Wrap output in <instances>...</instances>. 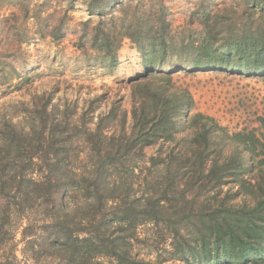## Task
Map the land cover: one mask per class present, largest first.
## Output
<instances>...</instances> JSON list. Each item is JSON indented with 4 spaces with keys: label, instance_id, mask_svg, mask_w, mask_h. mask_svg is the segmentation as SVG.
Segmentation results:
<instances>
[{
    "label": "trees",
    "instance_id": "16d2710c",
    "mask_svg": "<svg viewBox=\"0 0 264 264\" xmlns=\"http://www.w3.org/2000/svg\"><path fill=\"white\" fill-rule=\"evenodd\" d=\"M132 1L88 0L87 11L103 19ZM245 1L261 24L251 14L236 32L229 20L217 30L205 13L189 73L264 76V0ZM145 17L100 22L92 36L109 67L122 38L142 56L147 73L132 83L129 131L120 106L94 118L97 107L78 115L50 95L26 110L24 124H0V264H167L134 252L137 229L149 223L161 243L170 241V264H264V135L228 136L191 114L190 93L170 85L172 72L157 71L173 48L163 15ZM259 123L264 129V117Z\"/></svg>",
    "mask_w": 264,
    "mask_h": 264
},
{
    "label": "rangeland",
    "instance_id": "374dc122",
    "mask_svg": "<svg viewBox=\"0 0 264 264\" xmlns=\"http://www.w3.org/2000/svg\"><path fill=\"white\" fill-rule=\"evenodd\" d=\"M87 2L0 0V124L4 120L24 124L34 104L40 106L50 95L52 105L72 106L78 115L97 107L94 118L112 105L120 106L129 131L132 83L147 73L142 56L130 39L122 38L117 64L109 67L92 47V36L100 22L107 28L117 27L122 20L142 15L154 19L161 12L173 48L167 50V59L157 71L172 72L170 85L190 93L191 114L211 118L228 136L253 132L262 139L259 119L264 117V76L220 70L189 73L190 54L205 35V13H210L212 22L217 20V30L229 20L227 27L236 32L253 14L245 0H133L125 9L116 5L103 19L89 15ZM251 19L253 25L261 24L257 11ZM41 96L44 99L38 100ZM224 144L225 152L232 149L229 142ZM156 149H145L144 155L148 158ZM13 223L18 242L20 221ZM156 232L151 223L141 225L134 252L153 263L169 260L170 264V241L161 243ZM17 245L16 255L22 259V244Z\"/></svg>",
    "mask_w": 264,
    "mask_h": 264
}]
</instances>
